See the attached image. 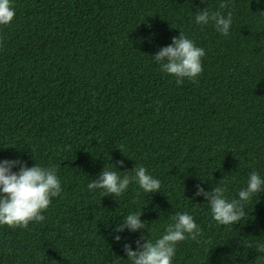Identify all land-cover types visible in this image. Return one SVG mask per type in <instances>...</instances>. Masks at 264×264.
<instances>
[{"label": "trees", "instance_id": "obj_1", "mask_svg": "<svg viewBox=\"0 0 264 264\" xmlns=\"http://www.w3.org/2000/svg\"><path fill=\"white\" fill-rule=\"evenodd\" d=\"M11 2L15 17L0 25V161L55 167L62 191L44 221L0 225V264H132L123 245L154 241L180 212L201 235L179 242L172 264H264V191L232 226L194 195L220 184L231 200L253 170L264 179V0ZM206 7L231 11L228 36L195 22ZM180 31L205 50L196 83L177 85L152 57ZM140 165L158 192L88 190L103 169L122 178ZM139 211L148 228L114 231Z\"/></svg>", "mask_w": 264, "mask_h": 264}, {"label": "clouds", "instance_id": "obj_2", "mask_svg": "<svg viewBox=\"0 0 264 264\" xmlns=\"http://www.w3.org/2000/svg\"><path fill=\"white\" fill-rule=\"evenodd\" d=\"M228 7L226 2L219 4L220 9ZM15 17V11L11 0H0V25H9ZM195 22L205 26L211 24L217 32L224 36L229 35L232 24L231 11L223 14L221 11H210L207 7L196 12ZM205 50L196 46L180 31L178 37L172 38V43L160 48L153 55V60L160 65L163 72L173 75L176 84L181 85L185 79L196 83L198 76L203 72L202 58ZM123 164V161H119ZM15 165L19 170L12 171ZM134 175H124L122 178L116 171L103 169L98 177L88 184V190L103 189L104 195L114 197L121 196L133 182L145 194L158 192L161 181L150 175L143 165L133 169ZM55 167L34 166L27 167L19 160L0 161V225L10 228H27L30 222H42L45 212L52 198L58 196L61 191V181L56 174ZM194 193L203 196L208 201L213 219L221 225L232 226L237 222L246 220V204L255 194L264 191V179L253 170L248 178L247 186L238 192L236 198L229 200L226 196L228 191L225 185L218 184L209 191L199 185ZM102 195V196H104ZM101 196V197H102ZM141 211L129 213L122 223L114 229L122 232L125 228L135 232L148 228V225L140 219ZM164 233L154 241L141 237L144 241H137V249L133 250L127 243L123 245L127 258L132 264H172L176 254V245L185 239L197 240L201 235V229L194 221L192 215L186 212L177 213L172 217ZM119 241L121 237H114ZM247 248H253L250 241L244 242ZM255 250L264 253V246H256Z\"/></svg>", "mask_w": 264, "mask_h": 264}]
</instances>
